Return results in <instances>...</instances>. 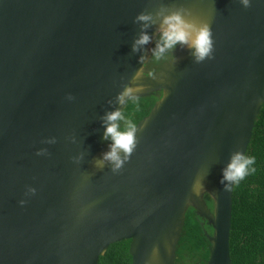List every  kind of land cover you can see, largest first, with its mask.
I'll list each match as a JSON object with an SVG mask.
<instances>
[{
  "label": "water",
  "instance_id": "95a60500",
  "mask_svg": "<svg viewBox=\"0 0 264 264\" xmlns=\"http://www.w3.org/2000/svg\"><path fill=\"white\" fill-rule=\"evenodd\" d=\"M177 11L209 26L210 57L180 45L151 69ZM129 88L162 97L116 169L105 117ZM263 106L264 0H0V264H99L125 241L133 264H175L190 208L214 230L208 264H233L223 171Z\"/></svg>",
  "mask_w": 264,
  "mask_h": 264
},
{
  "label": "trees",
  "instance_id": "16d2710c",
  "mask_svg": "<svg viewBox=\"0 0 264 264\" xmlns=\"http://www.w3.org/2000/svg\"><path fill=\"white\" fill-rule=\"evenodd\" d=\"M179 46L177 45L169 55L171 56ZM170 60L172 59L165 63ZM163 64L150 63L149 67ZM161 97L160 93L136 98L134 104L128 101L122 112L124 119L118 122L120 128L126 129L129 121L135 122L137 128L150 116ZM247 155L255 157L256 162L252 166L255 171L250 172L235 187L231 258L233 264H264V106ZM206 202L211 209H214V201L208 195ZM213 234V228L198 215L196 209L190 208L186 215L175 264H208L212 247L209 236ZM130 248L131 241L112 245L99 264H133Z\"/></svg>",
  "mask_w": 264,
  "mask_h": 264
},
{
  "label": "clouds",
  "instance_id": "9594fccd",
  "mask_svg": "<svg viewBox=\"0 0 264 264\" xmlns=\"http://www.w3.org/2000/svg\"><path fill=\"white\" fill-rule=\"evenodd\" d=\"M241 2L245 7L248 6V0H241ZM137 19L147 24L152 18L150 16L141 15ZM149 40L150 37L147 34H142L135 42L133 51L146 45ZM177 45H188L194 49V55L198 62L210 57L213 41L211 39L209 26L186 19L182 11L165 15L161 22L159 41L156 44V48L153 50V59L149 61V63L163 64L169 59H172L169 54ZM133 91L134 90L131 88L126 89L125 92L118 97L119 103L122 105L126 104L125 98L127 97L128 101L134 104L136 98L132 95ZM122 119H124V116L121 111L109 113L105 117V139H110L112 144L111 150L104 155V160L112 162L116 169H119L123 163L119 153L123 152L126 159L135 147L136 123L129 121L126 129L122 130L118 123ZM255 162V157L241 153L235 154L231 158L227 168L223 171L224 181L238 185L250 174V172L255 171L254 167H252ZM225 190L227 191L230 189L226 188Z\"/></svg>",
  "mask_w": 264,
  "mask_h": 264
},
{
  "label": "flooded vegetation",
  "instance_id": "af4514ba",
  "mask_svg": "<svg viewBox=\"0 0 264 264\" xmlns=\"http://www.w3.org/2000/svg\"><path fill=\"white\" fill-rule=\"evenodd\" d=\"M151 67V66H150ZM156 67H151V69H155ZM205 200H206V197H205ZM208 207H209V205H208ZM209 209L212 211V212H214V209H211L210 207H209Z\"/></svg>",
  "mask_w": 264,
  "mask_h": 264
},
{
  "label": "rangeland",
  "instance_id": "374dc122",
  "mask_svg": "<svg viewBox=\"0 0 264 264\" xmlns=\"http://www.w3.org/2000/svg\"><path fill=\"white\" fill-rule=\"evenodd\" d=\"M156 41H157V40H156ZM155 45H156V43H155ZM154 49H155V48H154ZM152 55H153V54H152ZM149 61H151V58H149V60H148V62H147L148 65H150Z\"/></svg>",
  "mask_w": 264,
  "mask_h": 264
}]
</instances>
